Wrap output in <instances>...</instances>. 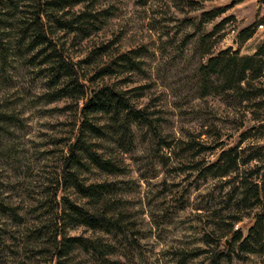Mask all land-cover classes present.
Instances as JSON below:
<instances>
[{
  "label": "rangeland",
  "instance_id": "rangeland-1",
  "mask_svg": "<svg viewBox=\"0 0 264 264\" xmlns=\"http://www.w3.org/2000/svg\"><path fill=\"white\" fill-rule=\"evenodd\" d=\"M87 7H92L101 29L84 40L60 34L69 61L81 62L78 82L117 87L137 110L147 113L156 134L147 124L133 121L127 146L115 145L107 133L95 141L97 151L115 159L121 172L108 176L91 169L82 176L88 183L117 187L111 196L114 208L126 217L134 242L83 228L70 230L69 236L100 238L112 249L103 261L76 249L67 264H201L204 256L183 262L180 258L206 250L204 234L216 221L225 217L228 224L238 214L228 202L233 175L214 178L199 170L257 125L253 106L263 99L239 105L215 78L204 80L199 68L227 49L238 57L253 56L264 45V26L256 27L244 42L237 34L264 17V6L257 0H91ZM216 7L227 10L212 21H199ZM102 45L109 49L103 64L127 54L138 68L129 70L117 61L120 65H111L112 77L94 80L96 67L83 61L99 54ZM9 47L6 59L0 60V207L5 211H0V264H56L49 260L46 238L34 233L49 222L48 203L58 188L82 101L58 98L45 64L36 56L39 48L26 52L24 47ZM258 115L264 117V106ZM251 135L240 149L264 145V138H254L262 131ZM61 189L57 202L66 196L83 205L71 189ZM250 214L242 211L243 221L233 226L243 238ZM228 240L223 239L227 247ZM260 243V249L239 257L234 247L220 264H264V230Z\"/></svg>",
  "mask_w": 264,
  "mask_h": 264
},
{
  "label": "trees",
  "instance_id": "trees-1",
  "mask_svg": "<svg viewBox=\"0 0 264 264\" xmlns=\"http://www.w3.org/2000/svg\"><path fill=\"white\" fill-rule=\"evenodd\" d=\"M90 2L91 0H0V60L6 59L10 44L17 51L22 47L26 48V52L39 48L36 56L41 57V63L45 64L49 85L57 87L58 98L82 101V106L77 111L74 139L68 145L66 156L62 160L58 188L53 191L48 203L49 222L34 233L37 238H46L49 260H55L56 264H67L76 249L96 261H103L111 254L112 246L102 242L100 238L90 240L81 236H69L67 232L70 230L83 228L93 233L121 236L128 243L134 242L126 217L114 208L111 196H114L117 187L109 182L88 183L82 174L90 173L91 169L108 176L121 172L115 159L97 151L98 144L95 141L105 133L119 147L129 143L130 122L147 124L153 134H156V128L147 113L137 110L117 87L108 84L89 87L78 82L81 62L72 64L69 61L63 45L64 37L60 34L71 35L73 41L84 40L101 29L92 7H87ZM257 4L264 6V0H257ZM79 6H83V9L74 11ZM226 10L225 7H216L201 15L199 21H212ZM260 26H264V17L253 26L240 31L237 38L240 42L250 39L254 35V29ZM10 36L12 42L8 43ZM107 50L108 47L102 45L97 52L99 54L94 52L93 57L91 54L83 61V64H94L96 67L94 80L112 77L114 67L120 65L117 61L122 64L120 66H126L129 70L138 68L134 59L127 54L117 56L109 65L103 64L101 58ZM203 54H208V51ZM199 72L204 80L212 77L220 82L222 92L231 93L239 105L263 99L253 106L252 120L257 125L246 130L235 145L220 151L214 162L199 170L202 175L214 178L233 175V189L228 202L233 213L238 215L231 217L228 224L225 217L216 221L209 230L210 233L204 234L207 249L186 253L180 258V262L204 256L201 264H220L229 259L234 247L237 249V257L243 252L251 253L261 248L264 230V145L240 148L246 139L253 138L252 132L262 131V136L254 138H264V117L255 116L264 106V84L261 85V81H264V45L251 57H238L237 53L230 54L229 49L221 51L216 56L209 57L199 68ZM252 162H258L259 165L246 168ZM61 188L64 192L71 189L83 205L66 196H61L57 202V190ZM0 211L5 213L2 207ZM242 211L252 214L244 238L240 231H233V226L244 219L240 215ZM228 236L229 247L228 242L223 241ZM220 247L225 249L220 250Z\"/></svg>",
  "mask_w": 264,
  "mask_h": 264
},
{
  "label": "built area",
  "instance_id": "built-area-1",
  "mask_svg": "<svg viewBox=\"0 0 264 264\" xmlns=\"http://www.w3.org/2000/svg\"><path fill=\"white\" fill-rule=\"evenodd\" d=\"M259 28H260V29H262L263 27H262V26H260Z\"/></svg>",
  "mask_w": 264,
  "mask_h": 264
}]
</instances>
